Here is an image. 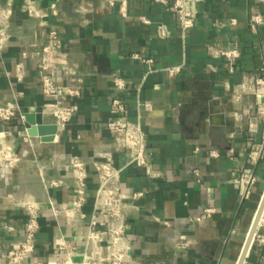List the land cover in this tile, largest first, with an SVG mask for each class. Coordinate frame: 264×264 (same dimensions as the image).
Listing matches in <instances>:
<instances>
[{
	"label": "crops",
	"instance_id": "1",
	"mask_svg": "<svg viewBox=\"0 0 264 264\" xmlns=\"http://www.w3.org/2000/svg\"><path fill=\"white\" fill-rule=\"evenodd\" d=\"M171 2L0 0V29L11 34L0 55V105L18 109L11 121L0 119V132H7L0 137V159L8 146L18 158L0 180V256L24 239L29 218L24 203L35 201L42 214L30 260L83 261L98 187L93 161L123 167L129 155L117 148L107 128L112 99L120 96L128 104V118L143 124L154 170L149 175L133 165L121 174L131 205L129 236L137 264H238L264 194V156L256 164L249 156L264 145V91L238 96L245 78L264 77V2L198 0L190 5L198 12L195 27L185 36ZM256 14L262 20L254 29ZM160 25L168 30L167 37L159 33ZM53 31L59 46L50 37ZM47 45L53 47L58 80L82 89L73 119L58 128L53 140L47 139L49 131H39L40 126L57 125L43 113L39 64ZM233 48L240 51L234 71L225 57L211 53ZM174 66L180 70L171 76L167 69ZM18 67L24 68L21 81ZM115 76L126 81V90L115 89ZM25 113H42V123L37 117L29 123ZM212 150L219 156H212ZM75 156L89 164V190L82 208L86 218L72 223L53 217L48 199L74 206ZM195 168L202 173L201 183L193 176ZM251 172L258 183L243 200L240 177ZM52 180L65 185L53 188ZM140 192L143 196L133 198ZM209 206L218 210L213 218L196 221ZM262 221L258 233L264 237V216ZM245 264H264V243L252 245Z\"/></svg>",
	"mask_w": 264,
	"mask_h": 264
},
{
	"label": "built area",
	"instance_id": "2",
	"mask_svg": "<svg viewBox=\"0 0 264 264\" xmlns=\"http://www.w3.org/2000/svg\"><path fill=\"white\" fill-rule=\"evenodd\" d=\"M158 2H167V0H156ZM198 0H172L171 6L175 12L180 28L184 36L195 27L198 12L190 9V5ZM55 5L53 9L55 10ZM29 13L33 15V10L28 7ZM123 14H126V7H122ZM259 14L252 17V27L261 22ZM233 24H237V19H232ZM159 33L163 37L168 36V30L164 25H160ZM50 37L57 46L60 40L56 31L50 33ZM11 34L8 29H0V55L3 53ZM215 56L225 57L232 71L235 69V62L240 57L238 48L233 49H213L211 52ZM53 47L47 45L41 52L40 85L45 103L43 113L53 116L58 128H66L73 119L77 107L76 101L82 96V89L71 83H62L55 76L56 64L53 62ZM134 57L142 59L148 64H152V59H144L135 54ZM1 66V62H0ZM67 71V66L63 67ZM180 67L174 66L167 69L171 76L179 73ZM70 71V70H69ZM17 77L21 81L24 79V68H17ZM114 85L117 91H123L127 88L126 81L119 77H114ZM264 91V77H247L239 85L238 96L243 93L261 94ZM146 108H151L150 103L143 104ZM113 116L107 121V128L114 135L117 148L128 151V159L123 167H117L107 160L93 161V167L98 178V187L95 192L94 212L90 219L89 232L87 235V248L83 261L80 264H137L132 253V242L129 236V216L128 211L130 203L125 194L121 182L123 170L129 166H139L147 170L149 175L154 174L152 164L147 155L148 136L139 122L131 121L128 118L129 107L125 100L120 96L112 99ZM18 114V109L11 103L0 105V119L11 121ZM7 132L1 131L0 137H6ZM199 151V148L196 149ZM211 155L219 156L216 150H212ZM250 159L255 164L264 156V145L260 144L253 148L249 153ZM17 155L11 147H7L3 158L0 159V180L7 174L9 168L17 163ZM74 173L78 195L74 206L67 207L63 203L50 197L48 199L52 209V215L55 218L64 216L67 220L74 223L78 218L85 219L86 214L82 213L83 206L88 201V178L89 164L79 156H75L71 162ZM193 176L198 183L203 181V176L199 168L192 170ZM243 200L248 199L258 183L256 172H251L240 177ZM65 185L64 180H52L50 186L53 188ZM143 196V193H136L133 198ZM29 213L28 222L25 228V237L17 245L13 246L5 257L0 256V264H34L30 258L37 248V235L40 230L41 208L35 201L24 203ZM218 212L214 206L204 208L202 213L195 217L198 222L207 221L213 218ZM103 219V223L100 221ZM101 225H104L101 227ZM258 241L264 243V237L257 232L253 244Z\"/></svg>",
	"mask_w": 264,
	"mask_h": 264
},
{
	"label": "water",
	"instance_id": "3",
	"mask_svg": "<svg viewBox=\"0 0 264 264\" xmlns=\"http://www.w3.org/2000/svg\"><path fill=\"white\" fill-rule=\"evenodd\" d=\"M24 115H25L26 120L29 123H31V124H34L36 122V117L38 119V122L42 123V120H41L42 113H39V114L25 113ZM39 131H40V134H43V133L49 131L52 136L47 138V139L53 140L55 138V134L58 132V126L57 125L40 126ZM263 216H264V194L262 196V199H261L257 214H256L255 219H254L253 226L251 228L250 234L248 236V239L246 241V244L244 246V249H243V252H242V254L240 256L238 264H245V261H246L248 255L250 253V250L252 248V245H253V242H254V238H255L258 230H259V227H260V224H261Z\"/></svg>",
	"mask_w": 264,
	"mask_h": 264
},
{
	"label": "bare ground",
	"instance_id": "4",
	"mask_svg": "<svg viewBox=\"0 0 264 264\" xmlns=\"http://www.w3.org/2000/svg\"><path fill=\"white\" fill-rule=\"evenodd\" d=\"M264 2V0H262ZM263 222V221H262ZM259 231V230H258Z\"/></svg>",
	"mask_w": 264,
	"mask_h": 264
}]
</instances>
